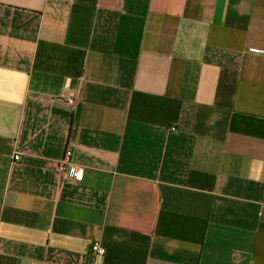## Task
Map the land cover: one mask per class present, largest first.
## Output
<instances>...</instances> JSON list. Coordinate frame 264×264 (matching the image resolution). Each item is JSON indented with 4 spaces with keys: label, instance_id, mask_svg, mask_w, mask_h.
Returning <instances> with one entry per match:
<instances>
[{
    "label": "crops",
    "instance_id": "crops-1",
    "mask_svg": "<svg viewBox=\"0 0 264 264\" xmlns=\"http://www.w3.org/2000/svg\"><path fill=\"white\" fill-rule=\"evenodd\" d=\"M0 264H264V0H0Z\"/></svg>",
    "mask_w": 264,
    "mask_h": 264
},
{
    "label": "built area",
    "instance_id": "built-area-1",
    "mask_svg": "<svg viewBox=\"0 0 264 264\" xmlns=\"http://www.w3.org/2000/svg\"><path fill=\"white\" fill-rule=\"evenodd\" d=\"M65 97L69 98V102H74V99L70 97L69 89L65 92ZM14 158L15 160H19L21 158V154L19 152L15 153ZM56 171L57 174L62 176L63 180L72 178H76L77 180L83 179V169L74 163L73 145L70 144L67 146L62 159L58 163ZM92 248L97 257H103L106 254V248L100 243H95Z\"/></svg>",
    "mask_w": 264,
    "mask_h": 264
}]
</instances>
